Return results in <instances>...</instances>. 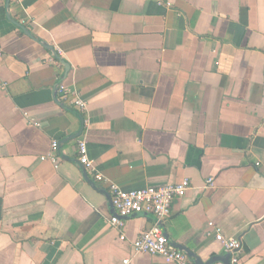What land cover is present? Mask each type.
Segmentation results:
<instances>
[{
    "label": "crops",
    "instance_id": "0c3cea01",
    "mask_svg": "<svg viewBox=\"0 0 264 264\" xmlns=\"http://www.w3.org/2000/svg\"><path fill=\"white\" fill-rule=\"evenodd\" d=\"M0 54V264H167L131 249L153 216L108 225V183L184 179L168 242L224 264L218 229L264 264V0H0Z\"/></svg>",
    "mask_w": 264,
    "mask_h": 264
},
{
    "label": "built area",
    "instance_id": "2783aa9c",
    "mask_svg": "<svg viewBox=\"0 0 264 264\" xmlns=\"http://www.w3.org/2000/svg\"><path fill=\"white\" fill-rule=\"evenodd\" d=\"M162 6V3H158ZM166 6L170 7V4ZM1 57V54H0ZM58 93L67 105L73 106L80 115L86 112V103L75 91L66 90L59 86ZM58 143L53 141L50 145V152L40 157L42 161L49 160L56 164ZM76 160L82 170L92 176L97 183L106 182L95 167L94 161L87 154L86 141L82 137L76 142ZM206 184L212 186V179H208ZM189 180L184 179L174 185L163 187H145L136 190H123L114 183H108L110 203L113 208V215L108 219V225L115 229L123 240V230L125 220L138 214H147L155 218L152 226L141 232L131 243L132 252L136 255L148 254L160 257L167 264H195L188 260V257L180 250L176 249L166 239L162 230L163 222L170 216L171 206L175 199L183 198L191 189ZM208 226H212L209 224ZM214 239L217 241L225 253L228 254V264H241L242 246L239 239L225 238L218 229L215 231ZM128 264V260L123 261ZM223 264V263H213Z\"/></svg>",
    "mask_w": 264,
    "mask_h": 264
},
{
    "label": "water",
    "instance_id": "95a60500",
    "mask_svg": "<svg viewBox=\"0 0 264 264\" xmlns=\"http://www.w3.org/2000/svg\"><path fill=\"white\" fill-rule=\"evenodd\" d=\"M138 215H147V214L142 213V214H138ZM164 235H165V233H164ZM165 236H166V235H165ZM176 249L180 250L179 247H176ZM190 255L193 256L192 254H190ZM213 262H214V260H212V262H210L209 264H212ZM223 262H225L224 264H228V260L223 261ZM195 264H198V263L196 262ZM199 264H200V263H199Z\"/></svg>",
    "mask_w": 264,
    "mask_h": 264
}]
</instances>
